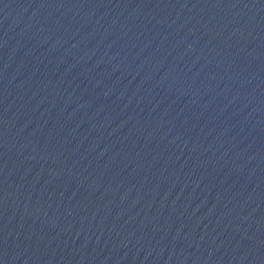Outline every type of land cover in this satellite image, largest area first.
I'll return each mask as SVG.
<instances>
[{
	"label": "water",
	"instance_id": "1",
	"mask_svg": "<svg viewBox=\"0 0 264 264\" xmlns=\"http://www.w3.org/2000/svg\"><path fill=\"white\" fill-rule=\"evenodd\" d=\"M0 264H264V0H0Z\"/></svg>",
	"mask_w": 264,
	"mask_h": 264
}]
</instances>
